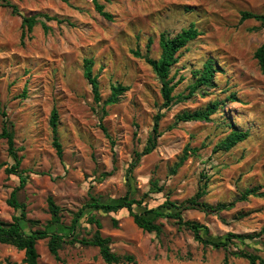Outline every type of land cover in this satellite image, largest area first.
<instances>
[{
  "label": "rangeland",
  "instance_id": "1",
  "mask_svg": "<svg viewBox=\"0 0 264 264\" xmlns=\"http://www.w3.org/2000/svg\"><path fill=\"white\" fill-rule=\"evenodd\" d=\"M10 1L23 15L46 13L57 18L45 21L50 27L47 32L39 23L28 32L22 28L21 16L0 5V131L4 110L14 125L15 144L21 148L20 167L28 176L20 199L26 202L27 218L37 220L30 228H43L50 219L48 196L61 208V223L55 229L67 233L72 214L90 201L91 194L114 201L129 188L138 198L148 193V206L160 204L164 197L181 202L193 196L206 178L200 173L207 176L204 199L212 204L236 200L247 187L259 186L264 191V74L253 57L264 40V27L256 29L259 22L252 19L240 22L242 10L264 13V0H98L111 20L95 10L92 0ZM190 22L202 34L180 49L178 62L170 69L173 82L183 77L173 94H187V85L193 81L191 70L209 57L217 60L216 85L205 94L162 109L156 148L128 172L162 104L159 79L132 50L145 54L150 37L147 53L157 58L159 33L173 35ZM85 57L94 60L99 104L93 101L82 74ZM117 83L128 90L117 103L102 109L110 86ZM230 92L238 99L226 102L212 121L173 125L181 111L205 106ZM52 107L59 113L63 160L51 144L48 118ZM100 124L114 141L113 147ZM232 126L249 130L248 138L229 151L213 152L215 143ZM186 146L195 151L189 150L188 158L171 174L170 168ZM9 162L6 140L0 138V220L5 221L15 213L6 199L17 184L15 177L4 172ZM100 172L111 173L101 177ZM152 179L158 180L161 191L150 190ZM96 215L103 224L102 235L112 239V249L132 254L135 264H223L227 254L198 243L189 229L178 228L171 219H158L163 231L155 235L138 228L124 209ZM86 217L79 235L88 238L95 225L86 223ZM183 217L205 224L213 238H223L228 232L255 233L264 226V196H250L211 214L187 209ZM111 218L117 220L116 226ZM23 226L28 232L26 222ZM255 238L258 243L237 244L250 251L258 248L256 253L264 259V234ZM235 246L230 244V250ZM36 249L41 264H106L96 247L67 244L59 250V260L49 253L47 239L38 240ZM22 258L23 251L0 244V264L7 259L25 264ZM228 262L248 264L233 256Z\"/></svg>",
  "mask_w": 264,
  "mask_h": 264
},
{
  "label": "trees",
  "instance_id": "2",
  "mask_svg": "<svg viewBox=\"0 0 264 264\" xmlns=\"http://www.w3.org/2000/svg\"><path fill=\"white\" fill-rule=\"evenodd\" d=\"M95 10L104 18L111 20L112 15L104 9V5L98 0H92ZM0 5L10 9L11 13L21 16L22 28H26V31H32L36 24H40L42 29L47 32L50 27L46 24V20L57 19L49 16L46 13H38L33 15H23L17 8V5L10 0H0ZM252 19L259 22V26L255 27L259 29L264 27V13H257L248 10L240 11V22ZM202 32L197 28L194 22H190L187 27H182L173 35H169L167 32H160L158 36V46L160 48V54L157 58H152L148 55V51L152 40L148 37L146 42V53L141 54L137 50H132V53L144 59V61L151 67L153 73L159 79L160 93L162 98L161 109L157 111L153 118V125L151 131L147 137L146 143L141 151H135L132 161L129 165L128 172L138 164L140 158L143 155L149 154L157 146L158 137L161 135L159 130V121L164 115L162 109H168L176 101L186 100L190 97H194L196 94H205L210 88H213L215 84L216 73L219 71L217 60L215 58H206L200 68L191 70L193 81L187 85V94L179 93L177 96L173 94L174 88L183 79L182 76L178 80L173 82L174 75L170 76V69L178 62L179 51L187 45L188 42L194 40ZM253 57L257 60L260 71L264 74V40L255 48ZM82 74L83 77L90 84L92 99L95 103H100V87L98 74L93 72L94 60L92 57H85L82 61ZM128 90V86L121 83L112 84L110 86V95L102 102L101 108L104 109L105 105L117 103L119 96ZM26 88H23L21 95H26ZM235 92H230L223 99H214L209 101L205 106L195 108L191 111L183 110L176 115V120L173 125L178 121H212V116L215 115L221 108L224 107L228 101L237 100ZM2 113V126L0 131V138H4L7 144V154L10 162L4 166V172L7 177H15L17 184L11 190L8 198L6 199L7 205L12 207L15 213L11 216L9 221L0 220V244L12 245L18 250L23 251L22 261L25 264H41L38 261L39 254L36 249L38 240L47 239V248L49 253L59 260V250L65 245H81L85 247H96L99 255L106 264H135L136 259L132 254H118L112 249V239L110 236L102 235L101 228L103 226L99 215H107L119 210H126L129 216L132 217L135 225L143 231L160 235L163 231L162 225L158 222L160 218L171 219L178 226V228L189 229L194 239L203 246H211L214 249H223L227 254L224 257L223 264H229V256L235 258H242L247 260L248 264L264 263V259L261 258L254 248L250 251L246 248L238 246L237 243L247 244L248 241H255L258 243L256 236L264 234V226L258 232L250 233H234L228 232L223 238H213L210 235L209 228L196 220H189L183 217V211L187 209H196L202 211L205 214H211L219 212L222 209H229L233 207L236 201L248 200L250 196L261 197L264 196V191H260L259 186H251L245 188L240 192L239 197L231 202H217L215 204L207 202L204 197L207 194V176L200 173L201 178H205L200 184L195 194L184 201L177 202L164 197V200L156 206H148L149 194L144 193L141 197H137L131 189H127L126 192L120 196L117 200L106 201L100 196H94L91 194L90 201L85 203L83 207L79 208L72 214L70 224L67 226L69 230L67 233L59 232L55 229L61 223V208L56 204L51 196L47 197V210L50 215V219L43 228L32 229L31 226L37 223V220L28 219L26 212V202L20 199L21 191L24 189L28 176L20 165L23 157L19 154L20 147L15 144V133L13 123L6 117L4 110ZM48 125L51 130V144L54 151L59 158L63 160V146L59 136V113L55 107L50 110ZM105 136L109 139L110 145L113 147L114 141L111 139L106 128L100 124ZM249 136V130L239 129L234 126L231 130L220 140H218L213 146V152L217 151H229L238 143L246 140ZM194 152L192 148L188 146L184 147L182 154L179 156L178 161L170 168V173L175 174L179 167L182 166L184 161L188 158L189 152ZM1 166V165H0ZM111 172H100L99 176L106 177ZM131 177V176H129ZM150 190L161 191L162 187L158 185L157 179L150 181ZM86 210V211H85ZM87 215L86 223L95 225V230L90 237H80L79 230L82 225L83 216ZM112 224L117 225V220L111 218ZM23 222H26L29 231L26 232ZM264 245V240L261 242ZM230 244H234L235 249L230 250ZM248 245V244H247ZM255 251V252H254ZM6 264H17L9 259L6 260Z\"/></svg>",
  "mask_w": 264,
  "mask_h": 264
}]
</instances>
